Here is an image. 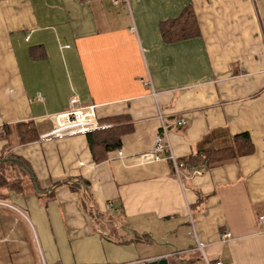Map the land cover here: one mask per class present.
Segmentation results:
<instances>
[{
  "label": "crops",
  "instance_id": "0c3cea01",
  "mask_svg": "<svg viewBox=\"0 0 264 264\" xmlns=\"http://www.w3.org/2000/svg\"><path fill=\"white\" fill-rule=\"evenodd\" d=\"M188 5L199 32L163 40ZM72 97L119 148L41 137ZM18 122L38 138L0 137V264H264V0H0V129ZM242 132L249 153L183 163Z\"/></svg>",
  "mask_w": 264,
  "mask_h": 264
},
{
  "label": "trees",
  "instance_id": "16d2710c",
  "mask_svg": "<svg viewBox=\"0 0 264 264\" xmlns=\"http://www.w3.org/2000/svg\"><path fill=\"white\" fill-rule=\"evenodd\" d=\"M160 31L165 41H174L196 35L199 32V28L192 7L190 5L186 6L178 18L161 23ZM124 130L125 128L123 127L114 126L85 133L93 158L97 161L104 156L105 152L119 148L121 145V135ZM0 137L7 139L10 145L23 144L37 139L38 133L33 122H18L16 124L3 125L0 129ZM251 149L252 144L249 139V134L247 132H242L231 136L230 142L225 146L203 151L197 150L196 154L183 160V163L185 165H191L197 162H207L210 165H215L235 159L239 155L247 154ZM15 157L16 161L20 162L22 167L18 163L10 162L12 165H15L13 168L16 172L17 169L25 171L23 168L24 165L26 166L24 159L17 155ZM3 172L0 173L2 174Z\"/></svg>",
  "mask_w": 264,
  "mask_h": 264
},
{
  "label": "built area",
  "instance_id": "2783aa9c",
  "mask_svg": "<svg viewBox=\"0 0 264 264\" xmlns=\"http://www.w3.org/2000/svg\"><path fill=\"white\" fill-rule=\"evenodd\" d=\"M76 98L72 97L70 100V106L67 110H64L60 113L54 115L55 126L49 132L41 135V137L48 136H63V135H72L78 133H87L95 130H102L109 126L108 123L100 121L95 112L94 104H75ZM177 123L184 124L185 120L181 119ZM164 130V127H163ZM163 145L160 142V136L156 137V144L154 150V157L158 158L157 152L161 151ZM0 204L3 202L0 200ZM112 203L107 202L106 207H112ZM259 220L264 226V214L259 216ZM230 236V233L222 234L221 238H227ZM198 248L203 249V244L198 243ZM207 261V260H206ZM208 264H222L220 261L215 260L214 262L207 261Z\"/></svg>",
  "mask_w": 264,
  "mask_h": 264
},
{
  "label": "water",
  "instance_id": "95a60500",
  "mask_svg": "<svg viewBox=\"0 0 264 264\" xmlns=\"http://www.w3.org/2000/svg\"><path fill=\"white\" fill-rule=\"evenodd\" d=\"M146 156H148L149 158L152 157L151 154H145L143 156V159H145ZM147 264H168V260L165 257H160V258H155V259L148 260Z\"/></svg>",
  "mask_w": 264,
  "mask_h": 264
}]
</instances>
